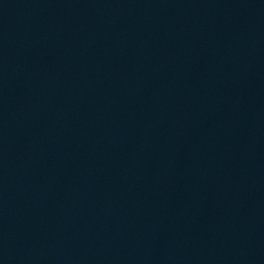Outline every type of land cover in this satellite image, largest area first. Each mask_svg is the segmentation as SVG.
Here are the masks:
<instances>
[{"label": "water", "instance_id": "1", "mask_svg": "<svg viewBox=\"0 0 264 264\" xmlns=\"http://www.w3.org/2000/svg\"><path fill=\"white\" fill-rule=\"evenodd\" d=\"M0 264H264V0H0Z\"/></svg>", "mask_w": 264, "mask_h": 264}]
</instances>
